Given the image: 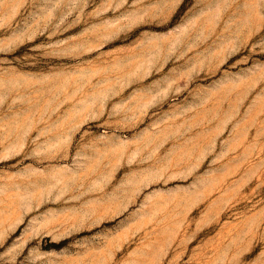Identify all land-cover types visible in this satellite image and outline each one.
<instances>
[{
  "label": "rangeland",
  "instance_id": "obj_1",
  "mask_svg": "<svg viewBox=\"0 0 264 264\" xmlns=\"http://www.w3.org/2000/svg\"><path fill=\"white\" fill-rule=\"evenodd\" d=\"M0 264H264V0H0Z\"/></svg>",
  "mask_w": 264,
  "mask_h": 264
}]
</instances>
